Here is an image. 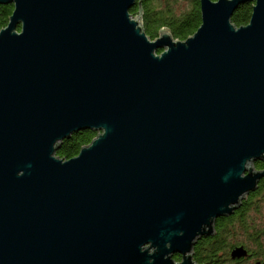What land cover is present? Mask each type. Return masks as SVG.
<instances>
[{
	"label": "water",
	"instance_id": "water-1",
	"mask_svg": "<svg viewBox=\"0 0 264 264\" xmlns=\"http://www.w3.org/2000/svg\"><path fill=\"white\" fill-rule=\"evenodd\" d=\"M140 1L0 0V264H196L264 177V0H199L184 40Z\"/></svg>",
	"mask_w": 264,
	"mask_h": 264
},
{
	"label": "trees",
	"instance_id": "trees-1",
	"mask_svg": "<svg viewBox=\"0 0 264 264\" xmlns=\"http://www.w3.org/2000/svg\"><path fill=\"white\" fill-rule=\"evenodd\" d=\"M142 24L146 35L154 39L162 28L170 31L174 39L184 40L192 35L200 25L199 0H141ZM139 3L130 8L132 16L138 14ZM252 2L240 4L231 16L236 26L248 22ZM12 5L0 6V29L7 23ZM160 52V51H159ZM96 133L90 130L73 133L61 142L56 155L70 159L77 155L80 148L88 144ZM256 169L264 167L260 161L254 162ZM264 177L257 188L242 200L240 206L229 216L215 220V233L200 238L193 247L192 260L196 264H222L224 259L232 260L230 252L237 246H243L249 258L264 263ZM247 255V256H248ZM175 261L180 260L174 254ZM242 260H245L242 258Z\"/></svg>",
	"mask_w": 264,
	"mask_h": 264
},
{
	"label": "flooded vegetation",
	"instance_id": "flooded-vegetation-1",
	"mask_svg": "<svg viewBox=\"0 0 264 264\" xmlns=\"http://www.w3.org/2000/svg\"><path fill=\"white\" fill-rule=\"evenodd\" d=\"M0 6H5V5H0ZM12 9H13V6H12ZM7 21H8V18H7ZM249 255L244 257L245 260H242V258H240V259H232V260L224 259L222 264H256L257 260L249 258Z\"/></svg>",
	"mask_w": 264,
	"mask_h": 264
},
{
	"label": "rangeland",
	"instance_id": "rangeland-1",
	"mask_svg": "<svg viewBox=\"0 0 264 264\" xmlns=\"http://www.w3.org/2000/svg\"><path fill=\"white\" fill-rule=\"evenodd\" d=\"M247 197V196H246ZM263 215H264V205H263V211H262V218H263Z\"/></svg>",
	"mask_w": 264,
	"mask_h": 264
},
{
	"label": "bare ground",
	"instance_id": "bare-ground-1",
	"mask_svg": "<svg viewBox=\"0 0 264 264\" xmlns=\"http://www.w3.org/2000/svg\"><path fill=\"white\" fill-rule=\"evenodd\" d=\"M256 264H259V262H256Z\"/></svg>",
	"mask_w": 264,
	"mask_h": 264
}]
</instances>
